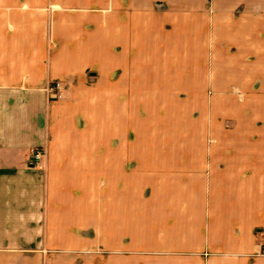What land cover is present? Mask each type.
<instances>
[{
  "label": "crops",
  "instance_id": "1",
  "mask_svg": "<svg viewBox=\"0 0 264 264\" xmlns=\"http://www.w3.org/2000/svg\"><path fill=\"white\" fill-rule=\"evenodd\" d=\"M261 33L264 0H0V264H264L261 108L215 111ZM162 95L206 102L150 135Z\"/></svg>",
  "mask_w": 264,
  "mask_h": 264
},
{
  "label": "rangeland",
  "instance_id": "2",
  "mask_svg": "<svg viewBox=\"0 0 264 264\" xmlns=\"http://www.w3.org/2000/svg\"><path fill=\"white\" fill-rule=\"evenodd\" d=\"M261 39L264 40V33L260 34L259 40ZM262 58L264 59V54ZM246 59L248 60V57ZM251 60L253 61L254 58H252ZM255 87H257L256 88L257 90L261 89L262 94L254 97V96L247 95V93H242L241 91H238V92H233L228 97L218 99L217 101H215V111L216 113L219 111V113L217 114L215 113L216 118H219V119L229 118L230 119V116L223 117L224 112L222 110L224 108L226 109L225 111H227L225 113H229L233 115L234 118H244L246 116V113H244L245 110L242 105H239L240 110H238L237 104H247L250 107H254L256 104L257 106L261 108V111H260L261 116H262V119H264V79L262 80L260 78L257 79V82L255 83ZM150 101H151L150 103L151 128L149 129V131H150V135H156V134L158 135L159 125H160L159 121H161L162 119H163L162 121H164L167 118L168 113H166L164 109L168 108L167 107L168 104H175L176 102L177 105H192L193 110L197 109L200 112V116H201V108L206 102V97L199 96L195 98V96H188V95H182V96L162 95V96L152 97ZM197 105L199 106V108L195 107ZM184 109H185L184 111L185 114H183V118H182L184 120L190 119L191 114L193 112L195 114H198L197 113L198 111L190 112L189 107H186ZM200 116L199 118H202ZM136 135H138L137 132H136Z\"/></svg>",
  "mask_w": 264,
  "mask_h": 264
},
{
  "label": "built area",
  "instance_id": "3",
  "mask_svg": "<svg viewBox=\"0 0 264 264\" xmlns=\"http://www.w3.org/2000/svg\"><path fill=\"white\" fill-rule=\"evenodd\" d=\"M62 83L60 81L51 83L46 88V92L48 94V98L52 100H58L63 98V91H62ZM46 151L41 147H34L33 150V162L38 164L42 161L45 157Z\"/></svg>",
  "mask_w": 264,
  "mask_h": 264
}]
</instances>
